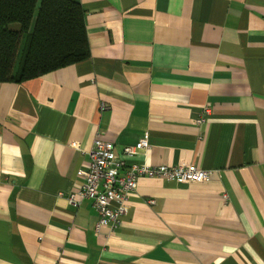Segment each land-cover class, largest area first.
Masks as SVG:
<instances>
[{"label":"crops","instance_id":"1","mask_svg":"<svg viewBox=\"0 0 264 264\" xmlns=\"http://www.w3.org/2000/svg\"><path fill=\"white\" fill-rule=\"evenodd\" d=\"M77 1L89 57L0 81V264H264V0ZM98 136L210 179L142 177L98 232Z\"/></svg>","mask_w":264,"mask_h":264},{"label":"trees","instance_id":"2","mask_svg":"<svg viewBox=\"0 0 264 264\" xmlns=\"http://www.w3.org/2000/svg\"><path fill=\"white\" fill-rule=\"evenodd\" d=\"M89 55L77 0H0V81L23 82Z\"/></svg>","mask_w":264,"mask_h":264},{"label":"built area","instance_id":"3","mask_svg":"<svg viewBox=\"0 0 264 264\" xmlns=\"http://www.w3.org/2000/svg\"><path fill=\"white\" fill-rule=\"evenodd\" d=\"M149 147L147 135L136 145L125 147L122 154L134 156ZM80 174L85 178V184L78 191L70 193L69 201L77 207L84 199L92 200L99 214L96 225L99 232L103 227L115 230L122 224V217L129 208V195L137 189L142 177L203 183L210 179L211 171L193 163L156 166L146 162L128 164L117 155L114 143L98 136L89 152L88 166Z\"/></svg>","mask_w":264,"mask_h":264}]
</instances>
